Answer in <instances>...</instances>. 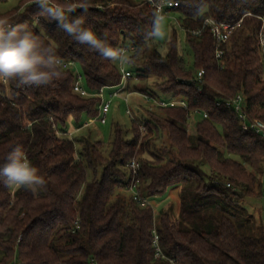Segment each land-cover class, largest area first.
<instances>
[{"label":"trees","instance_id":"1","mask_svg":"<svg viewBox=\"0 0 264 264\" xmlns=\"http://www.w3.org/2000/svg\"><path fill=\"white\" fill-rule=\"evenodd\" d=\"M179 1L193 64L176 33L164 50L145 40L156 11L145 0H88L87 13H72L106 33L113 47H135L131 76L150 84L135 89L187 104L156 105L130 129L116 125L108 147L66 130L70 118L79 130L84 117L100 113L101 97L73 91L74 69H63L65 76L50 86L0 81V163L22 145L45 180L33 191L0 179V264H264V227L241 202L264 196V137L243 129L237 112L219 104L243 93L247 113L264 118V0ZM39 11L34 0H20L0 15L27 22L64 61L80 67L91 92L121 84L119 62L79 45ZM207 17L242 20L222 57L210 30L198 36L187 30ZM193 120L195 134L188 129ZM164 135L169 143L159 149ZM133 179L143 198L180 187L178 214L163 207L156 215L150 203L134 200L127 194ZM154 230L163 256H156Z\"/></svg>","mask_w":264,"mask_h":264},{"label":"clouds","instance_id":"2","mask_svg":"<svg viewBox=\"0 0 264 264\" xmlns=\"http://www.w3.org/2000/svg\"><path fill=\"white\" fill-rule=\"evenodd\" d=\"M160 0L153 13L151 30L145 40L163 39L165 3ZM39 15L58 22V27L79 45L99 54L105 60L121 65L133 62V57L124 48L113 47L107 34L99 35L91 25H86L85 16H73L77 9L87 13L92 5L88 0H34ZM139 52H137V55ZM64 61L51 44L34 33L27 22H14L7 15H0V81L17 82V86L33 84L50 86L65 76ZM0 163V179L9 187L35 191L45 184L39 169L28 159L22 145L10 148Z\"/></svg>","mask_w":264,"mask_h":264},{"label":"rangeland","instance_id":"3","mask_svg":"<svg viewBox=\"0 0 264 264\" xmlns=\"http://www.w3.org/2000/svg\"><path fill=\"white\" fill-rule=\"evenodd\" d=\"M20 0H0V12H7L19 5ZM179 15L172 12L169 16L165 17L163 22V29L166 33L163 39H155V43L158 45L159 49L164 50L167 47L168 42L171 40L172 35L176 33L177 38L180 41L182 52L186 57L188 64H193V54L192 50L187 43V31L183 29L179 24ZM127 69L130 66L127 65ZM75 73H81L79 66H75ZM84 84V78L83 82ZM129 83L130 88L126 89V85ZM150 84L147 81L139 80L135 77L130 76L127 81L123 84L112 88H106L104 91L103 99L108 101L111 100V108L108 112L106 118V123H101L97 116L95 117H84L83 123L89 122L90 119L95 121L89 126L77 129V125L73 118H70L66 125V130L69 136L87 137L91 140H99L104 143V147L109 146V142L112 139V132L116 125H120L125 129H130L132 126L133 119H142L147 117V110L152 109L157 111L156 102L154 100H148L145 98L143 92L135 89L147 88ZM85 86V85H84ZM125 88V89H124ZM120 91L119 95L111 96L113 92ZM126 98L128 101H126ZM131 109L132 113L129 115L127 109ZM196 117V118H195ZM193 119L199 118L197 114H192ZM196 122L193 120L188 125L189 132L191 134L196 133ZM131 133V132H130ZM169 143L167 136L164 135L158 141L159 149L164 147ZM206 170L209 168L206 166ZM259 179L264 181V174H259ZM16 187L13 186V189ZM260 191V187L257 190ZM127 194L131 196V192L127 190ZM149 203L154 208V213H157L164 207L166 210H170L172 214H178L180 207V187H173L167 191V193L162 195H157L154 197L147 198ZM242 204L248 208L253 218L257 221L258 226L264 227V196H246L242 199Z\"/></svg>","mask_w":264,"mask_h":264},{"label":"built area","instance_id":"4","mask_svg":"<svg viewBox=\"0 0 264 264\" xmlns=\"http://www.w3.org/2000/svg\"><path fill=\"white\" fill-rule=\"evenodd\" d=\"M147 1L151 6H153L156 10V6L160 3V0H145ZM180 6V1L179 0H171L170 3H165L163 7V12L162 14L166 17L169 16L172 12H176V8ZM242 20H240L238 23H232V22H227L223 21L214 17H207L202 26L196 27V28H187L190 34L194 36L201 35V33L205 30H210L212 35L217 41V48H216V56L217 57H222L224 54V45L228 43L234 33L237 31L240 23ZM178 24L184 29L185 27L183 26L180 18L178 20ZM259 40H260V48H261V53L263 54V61H264V22L262 29L259 33ZM122 48L126 49L128 54L132 56V52L135 50L134 46H127L124 45ZM133 57V56H132ZM64 61V60H63ZM127 65L129 64H120V69L122 72V82L121 84L127 81V79L132 75L131 71L127 69ZM76 64L73 61H64L63 69H74ZM204 73V69H201L198 73L199 78L202 77ZM77 78L73 84V91L85 96H99L101 97V103H100V113L98 114L99 121L101 123H106L107 122V114L110 111L111 108V100H104L103 95L104 91L106 90L105 87L101 88L98 92L93 93L90 90H88L83 82V76L82 74H79L78 72L76 73ZM120 91L113 92L111 96L119 95ZM145 97L148 100H154L156 102L157 106H187L186 102L184 100L180 99H172V100H165V99H155L153 97L145 95ZM126 101L128 99L126 98ZM224 103L229 108H233L240 119V123L243 129L245 130H253L259 134H261L264 137V118H259V117H252L250 116L247 111H246V96L243 93H238L235 96L228 97L225 99L223 102H219V104ZM127 113L131 115L132 110L129 108L127 109ZM206 115V114H205ZM94 119H90L89 122H86L84 124L85 126L91 125L92 122H94ZM131 169L133 170V174L136 175L140 166L139 160L135 157L131 161ZM131 192V195L133 196L134 200L138 201L141 205H147L149 204V201L147 198H143L139 190L137 189V182L133 179L132 183L129 186L128 189ZM159 236L154 230V245L156 246V256H163L161 248L159 246Z\"/></svg>","mask_w":264,"mask_h":264}]
</instances>
